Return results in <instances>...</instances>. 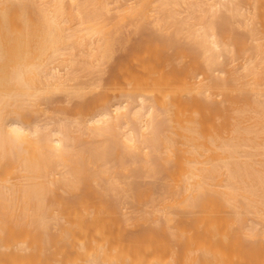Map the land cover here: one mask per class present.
Wrapping results in <instances>:
<instances>
[{
  "label": "bare ground",
  "instance_id": "6f19581e",
  "mask_svg": "<svg viewBox=\"0 0 264 264\" xmlns=\"http://www.w3.org/2000/svg\"><path fill=\"white\" fill-rule=\"evenodd\" d=\"M120 1L0 0V264H264V0Z\"/></svg>",
  "mask_w": 264,
  "mask_h": 264
},
{
  "label": "rangeland",
  "instance_id": "374dc122",
  "mask_svg": "<svg viewBox=\"0 0 264 264\" xmlns=\"http://www.w3.org/2000/svg\"><path fill=\"white\" fill-rule=\"evenodd\" d=\"M127 1H129V0H121L120 2H118V4L116 5V7L118 8H120V7H123L124 5H126V3H127ZM225 1V2H224ZM224 1H222L221 0V2H223V3H226V0H224ZM229 1L230 0H227V3L226 4H228L229 3ZM242 1H244L245 2V0H242ZM240 2H241V0H240ZM244 2H241V6H242V3H244ZM223 3H221V4H223ZM225 4V5H226ZM245 4H246V2H245ZM223 6V5H222ZM245 8V7H247L248 8V5H243L241 8ZM243 8V9H244ZM247 8H245V11H246V9ZM121 9H123V8H121ZM221 10V9H220ZM224 11H225V9H223ZM242 10V9H241ZM224 11H222V13L224 12ZM220 13V12H219ZM218 13V14H219ZM128 14H129V12H125V11H112L109 15H111L110 16V19L109 20H107L106 21V23L108 24L107 26H106V28H105V30L106 31H108V32H115V31H117L116 32V34H117V37H118V35H119V33H120V36H119V38H118V42L120 43H123L124 44V46L126 47L127 46V48L128 47H130L131 48V50H130V48H129V50L128 49H125V48H123L124 49V51H122V48H121V46H123L121 43V46H120V44H119V51L117 50V48H116V50L118 51H116L115 50V54H114V58L113 59H111V60H113L112 61V63L113 62H119L120 60H122V61H128L129 60V62L131 63V64H128V66H131L132 67V70H134L135 69V67H136V63L138 62V61H132L131 62V60L129 59L130 58V56H132L133 57V55H134V53L133 52H136L135 51V48L133 49V46L135 47V45H139L140 47L138 48V47H136L138 50H140V51H142V50H144L143 48H144V44H142V48H141V41L142 42H144L143 40L145 39V37L144 36H146V35H148L149 33H151V32H147V33H137V34H139V35H137L136 34V36H135V34L133 33L134 32V25H130V21L132 20L129 16H128ZM223 15H225V14H222L221 16H223ZM227 15V14H226ZM225 17V16H224ZM122 32H121V31ZM241 33V32H240ZM244 32H242L241 33V35L243 34ZM122 35V36H121ZM142 35V36H141ZM128 37L129 38V40L128 39H122V38H125V37ZM134 36V38H131V37H133ZM141 36V37H140ZM245 36V35H244ZM120 37H122L121 39H120ZM143 37H144V39H143ZM143 39V40H140V39ZM127 40H128V42H127ZM135 40V42H134V44L135 45H131V43H132V41H134ZM125 44H127V45H125ZM129 44V45H128ZM117 46V45H116ZM126 50V51H125ZM128 50V51H127ZM139 51V52H140ZM235 51H236V49H235ZM76 52V51H75ZM170 52H172V51H169L168 52V54L170 53ZM132 53H133V55H132ZM143 52H141V54H142ZM137 54H138V52H137ZM236 54V53H235ZM234 54V55H235ZM249 57H250V55H248ZM235 58H236V55L234 56ZM222 58V57H221ZM225 58L226 57H224V61H226L225 60ZM234 58V59H235ZM238 58H240V57H238ZM238 58H236V59H238ZM236 59L234 60V61H236ZM115 60V61H114ZM241 60V59H240ZM243 60V59H242ZM238 61V60H237ZM233 62V65H236V68H237V66H239V61L238 62ZM226 62H228V61H226ZM231 62V64H232V60L230 61ZM240 62H242V61H240ZM111 61L109 62V64L107 65V70H108V68L111 66ZM116 63H115V65H116ZM118 64V63H117ZM227 64H229V63H227ZM238 64V65H237ZM113 66H114V68H112V67H110V70L109 71H115V73L114 74H116V71L118 70L117 69V66H115L114 64H112ZM232 66V65H231ZM231 66H229V67H231ZM130 67V68H131ZM235 67V66H234ZM134 68V69H133ZM233 68V67H232ZM109 71H106V72H108V73H104L105 74V76H104V74L102 75V84H106V83H108V81H105V80H107V78H109V74H111V72H109ZM136 71L137 72H139L137 69H136ZM141 72V71H140ZM113 74H111V76H112ZM224 75V74H223ZM114 76V75H113ZM112 76V77H113ZM225 76H226V74H225ZM201 78V77H200ZM110 79V78H109ZM103 82H105V83H103ZM109 82H110V80H109ZM56 98L58 99V98H60V97H58V96H56ZM61 99V98H60ZM60 99H58V100H60ZM131 205H129V207H130ZM133 206V205H132ZM125 207H127V209H128V206H125ZM132 210H133V208H134V206H133V208L132 207H130ZM126 209V208H125ZM126 211H128V210H126ZM135 229V227H132L131 228V230L130 231H133L134 232V230H132V229ZM138 229H140L139 227H138ZM137 230V229H136ZM135 230V231H136ZM140 230H142V229H140ZM139 232V231H138Z\"/></svg>",
  "mask_w": 264,
  "mask_h": 264
}]
</instances>
